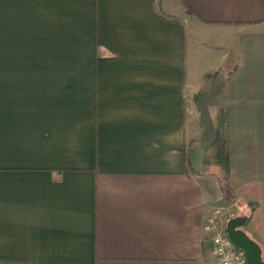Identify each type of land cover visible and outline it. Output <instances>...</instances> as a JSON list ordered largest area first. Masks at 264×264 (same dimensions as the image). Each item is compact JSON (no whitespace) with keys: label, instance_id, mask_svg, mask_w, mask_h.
I'll use <instances>...</instances> for the list:
<instances>
[{"label":"crops","instance_id":"1","mask_svg":"<svg viewBox=\"0 0 264 264\" xmlns=\"http://www.w3.org/2000/svg\"><path fill=\"white\" fill-rule=\"evenodd\" d=\"M221 113L264 263V0H0V264H217Z\"/></svg>","mask_w":264,"mask_h":264},{"label":"rangeland","instance_id":"2","mask_svg":"<svg viewBox=\"0 0 264 264\" xmlns=\"http://www.w3.org/2000/svg\"><path fill=\"white\" fill-rule=\"evenodd\" d=\"M186 13V16L184 17V21L186 23H188L192 28H194L195 30V37L196 39L197 38H202V37H205L208 38V34L204 32V28H203V23H201L197 18L194 17V15L191 13V12H185ZM229 60H228V65H226V67H224V69L221 70V72L219 73V79H218V82L217 84L220 82V79L225 77L229 72L230 70L232 69V66H233V49H230V54H229ZM205 108V107H204ZM203 115V114H202ZM213 137H214V144H213V153H214V157H213V160L210 161V162H207L206 161V164H205V167H208V168H215V169H211V170H214V171H218L217 172V178L219 180V183L220 185L224 186V191L223 192H220L221 195L222 193L225 195L223 196V200L225 201L226 204H218L217 206V209L216 210H213V213L209 216H213V217H216L218 222H219V225L221 226V228L224 230L225 232V226L227 224V222L233 218H235V211L236 209L235 208H231L229 203L232 202L233 200V194H228L225 189L227 188L225 186V183H226V178L228 177V171H229V148H228V167H226L223 163H220V164H217L216 161H215V157H216V145H215V140L217 137H220L222 139L226 138V141H227V144H228V130L225 126V114H220L219 115V121H218V127L213 130ZM207 136H210L212 137L211 135H207ZM209 139V137L207 138ZM205 139L206 142L204 143H208L210 141ZM198 147H204V148H207L203 143L201 145H196V148Z\"/></svg>","mask_w":264,"mask_h":264},{"label":"built area","instance_id":"3","mask_svg":"<svg viewBox=\"0 0 264 264\" xmlns=\"http://www.w3.org/2000/svg\"><path fill=\"white\" fill-rule=\"evenodd\" d=\"M203 231L210 235L217 264H246L243 252L232 245L216 217L206 219Z\"/></svg>","mask_w":264,"mask_h":264},{"label":"water","instance_id":"4","mask_svg":"<svg viewBox=\"0 0 264 264\" xmlns=\"http://www.w3.org/2000/svg\"><path fill=\"white\" fill-rule=\"evenodd\" d=\"M244 222L245 219L239 217L229 220L225 226L226 235L232 245L243 252L246 264H264L259 245L241 229Z\"/></svg>","mask_w":264,"mask_h":264},{"label":"trees","instance_id":"5","mask_svg":"<svg viewBox=\"0 0 264 264\" xmlns=\"http://www.w3.org/2000/svg\"><path fill=\"white\" fill-rule=\"evenodd\" d=\"M220 137H217L215 140V145H216L215 161L217 164L223 163L226 167H228V144L226 138L222 139Z\"/></svg>","mask_w":264,"mask_h":264}]
</instances>
